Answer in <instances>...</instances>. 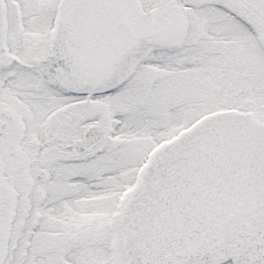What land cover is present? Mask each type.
<instances>
[{
	"label": "snow or ice",
	"instance_id": "snow-or-ice-1",
	"mask_svg": "<svg viewBox=\"0 0 264 264\" xmlns=\"http://www.w3.org/2000/svg\"><path fill=\"white\" fill-rule=\"evenodd\" d=\"M0 264H264V0H0Z\"/></svg>",
	"mask_w": 264,
	"mask_h": 264
}]
</instances>
